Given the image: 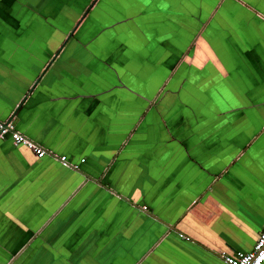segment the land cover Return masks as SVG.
I'll use <instances>...</instances> for the list:
<instances>
[{"label":"crops","instance_id":"1","mask_svg":"<svg viewBox=\"0 0 264 264\" xmlns=\"http://www.w3.org/2000/svg\"><path fill=\"white\" fill-rule=\"evenodd\" d=\"M210 1L0 0V264L254 250L264 0Z\"/></svg>","mask_w":264,"mask_h":264},{"label":"built area","instance_id":"2","mask_svg":"<svg viewBox=\"0 0 264 264\" xmlns=\"http://www.w3.org/2000/svg\"><path fill=\"white\" fill-rule=\"evenodd\" d=\"M8 135L12 137L16 144H25L40 157H44L49 153L42 145L16 130L12 123L0 121V136L5 137ZM62 161L65 162L66 158L62 157ZM225 260L228 264H264V229L256 242L254 250L226 256Z\"/></svg>","mask_w":264,"mask_h":264},{"label":"rangeland","instance_id":"3","mask_svg":"<svg viewBox=\"0 0 264 264\" xmlns=\"http://www.w3.org/2000/svg\"><path fill=\"white\" fill-rule=\"evenodd\" d=\"M210 2H211V6H214V7L215 6L217 7L220 3L219 0H211ZM228 2H231V0H227V3ZM15 257H16V255H15Z\"/></svg>","mask_w":264,"mask_h":264},{"label":"trees","instance_id":"4","mask_svg":"<svg viewBox=\"0 0 264 264\" xmlns=\"http://www.w3.org/2000/svg\"><path fill=\"white\" fill-rule=\"evenodd\" d=\"M13 256H14V254H12V256L10 257V260H11L12 258H14Z\"/></svg>","mask_w":264,"mask_h":264}]
</instances>
